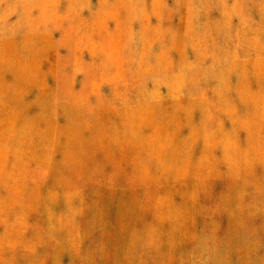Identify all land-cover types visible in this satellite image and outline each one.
<instances>
[{
	"label": "rangeland",
	"instance_id": "obj_1",
	"mask_svg": "<svg viewBox=\"0 0 264 264\" xmlns=\"http://www.w3.org/2000/svg\"><path fill=\"white\" fill-rule=\"evenodd\" d=\"M0 264H264V0H0Z\"/></svg>",
	"mask_w": 264,
	"mask_h": 264
},
{
	"label": "bare ground",
	"instance_id": "obj_2",
	"mask_svg": "<svg viewBox=\"0 0 264 264\" xmlns=\"http://www.w3.org/2000/svg\"><path fill=\"white\" fill-rule=\"evenodd\" d=\"M189 125V124H188ZM221 245H223L222 243H221ZM259 246V245H258ZM173 247V246H172ZM257 247V246H256ZM174 248V247H173ZM172 249V248H171ZM216 249V248H215ZM174 253V252H173ZM197 253V252H196ZM195 255V254H194ZM176 257V256H175ZM199 257V256H198ZM197 259V258H196Z\"/></svg>",
	"mask_w": 264,
	"mask_h": 264
}]
</instances>
